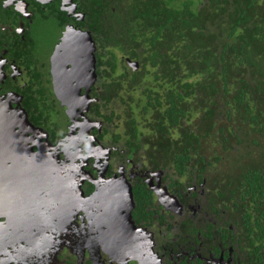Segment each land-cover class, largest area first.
<instances>
[{"label":"flooded vegetation","instance_id":"flooded-vegetation-1","mask_svg":"<svg viewBox=\"0 0 264 264\" xmlns=\"http://www.w3.org/2000/svg\"><path fill=\"white\" fill-rule=\"evenodd\" d=\"M85 18L82 0H0V167L8 172L0 178V264H264V247L237 232L230 206L207 198L205 181L182 197L129 148L125 109L113 102L118 116L94 114L107 82L97 31ZM87 36L95 76L83 70L73 80L84 100L69 119L58 79L81 70ZM125 64L130 74L141 72L139 61ZM119 182L133 194L120 220L128 239L117 230L108 248L90 234L86 198Z\"/></svg>","mask_w":264,"mask_h":264},{"label":"trees","instance_id":"trees-1","mask_svg":"<svg viewBox=\"0 0 264 264\" xmlns=\"http://www.w3.org/2000/svg\"><path fill=\"white\" fill-rule=\"evenodd\" d=\"M82 1L107 82L94 114L125 107L129 148L182 197L205 181L264 247V0Z\"/></svg>","mask_w":264,"mask_h":264},{"label":"water","instance_id":"water-1","mask_svg":"<svg viewBox=\"0 0 264 264\" xmlns=\"http://www.w3.org/2000/svg\"><path fill=\"white\" fill-rule=\"evenodd\" d=\"M81 47L84 48L82 50V55L85 58V63L81 65L80 68H77L76 71L72 72L71 76L67 72L66 79L65 77H61L58 79V81H61V85H57L60 89H56V94L58 97H60L63 105L66 108L67 115H69V119H73L76 116L77 111L79 110L78 107L81 106L82 97L80 96L81 89L76 88L75 84L72 83L75 78L79 77V72H82L84 70L86 77L93 80L95 74V66H96V60L94 56L95 51V43L93 40L87 36L85 40L81 41L79 43ZM72 53V52H71ZM74 54V53H73ZM68 56L72 57L73 55L68 54ZM68 58V57H67ZM80 58V55H79ZM80 61V60H79ZM81 63V62H80ZM80 67V66H79ZM61 76V75H60ZM70 79V81H69ZM66 81H69L66 83ZM65 85V86H64ZM70 87H69V86ZM66 87V89H65ZM71 88V89H67ZM89 92L90 89H87ZM86 101L85 103H89L91 99L88 95L85 96ZM84 100V99H83ZM81 114L82 112L79 111ZM26 116V113H25ZM1 126V124H0ZM90 128L93 127V125H89ZM8 172L1 170L0 167V178H3L5 174ZM109 190H105L103 192L96 191L93 195L86 198V205L91 208L94 211V219L90 221L94 227H92V230L96 231H90L91 235H94L95 237L99 236L103 242L105 241L106 247L112 248V241L117 237L116 231L118 230L119 233H121L120 240H126L128 237L126 235L122 234V227L120 224L121 218L124 216H129V204L132 202V191L129 184H121L119 182V186L114 184H111L108 188ZM92 218V217H91ZM119 222L120 228H117L116 223ZM127 224L126 219H124V223L122 225ZM114 230V231H113ZM116 236L114 238V236Z\"/></svg>","mask_w":264,"mask_h":264},{"label":"rangeland","instance_id":"rangeland-1","mask_svg":"<svg viewBox=\"0 0 264 264\" xmlns=\"http://www.w3.org/2000/svg\"><path fill=\"white\" fill-rule=\"evenodd\" d=\"M51 36H52V35L49 33V38H51ZM119 107H120V106H119ZM124 108H125V107H124ZM124 108H123V109H121V111H123V110H124ZM125 109H126V108H125ZM121 129H122V128H120V130H118L120 133H121Z\"/></svg>","mask_w":264,"mask_h":264}]
</instances>
